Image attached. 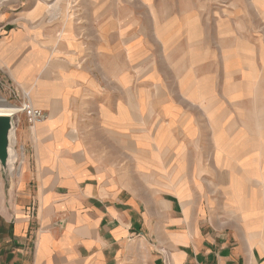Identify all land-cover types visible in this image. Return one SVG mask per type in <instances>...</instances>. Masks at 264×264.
Returning <instances> with one entry per match:
<instances>
[{"label":"crops","instance_id":"0c3cea01","mask_svg":"<svg viewBox=\"0 0 264 264\" xmlns=\"http://www.w3.org/2000/svg\"><path fill=\"white\" fill-rule=\"evenodd\" d=\"M41 10L0 33V93L44 114L0 264H264V0Z\"/></svg>","mask_w":264,"mask_h":264},{"label":"rangeland","instance_id":"374dc122","mask_svg":"<svg viewBox=\"0 0 264 264\" xmlns=\"http://www.w3.org/2000/svg\"><path fill=\"white\" fill-rule=\"evenodd\" d=\"M82 2L83 0H0V33L3 31L6 32L11 28L25 27V20L31 18L29 14L32 7H34L35 12L40 14L42 12L41 8L43 7V3L47 5L48 8H52L54 12H56V8H69L72 5H78ZM2 27L4 28L1 30ZM0 97L7 99L11 106L17 108L19 105H15L17 103L16 101H14L12 98L4 96L2 93H0ZM18 119L20 121L24 120L25 122V119L22 115H19Z\"/></svg>","mask_w":264,"mask_h":264},{"label":"water","instance_id":"95a60500","mask_svg":"<svg viewBox=\"0 0 264 264\" xmlns=\"http://www.w3.org/2000/svg\"><path fill=\"white\" fill-rule=\"evenodd\" d=\"M17 161L13 115H0V173L4 180L14 172Z\"/></svg>","mask_w":264,"mask_h":264},{"label":"built area","instance_id":"2783aa9c","mask_svg":"<svg viewBox=\"0 0 264 264\" xmlns=\"http://www.w3.org/2000/svg\"><path fill=\"white\" fill-rule=\"evenodd\" d=\"M12 115L14 119L15 128H17L20 124V120L18 119V116L22 115L25 119L26 125L31 131H33L35 127L44 120L43 112L40 109L35 108L30 103V101L28 100L25 94H24V99L21 100V103L17 106L15 113ZM18 163L19 161H17V165Z\"/></svg>","mask_w":264,"mask_h":264},{"label":"bare ground","instance_id":"6f19581e","mask_svg":"<svg viewBox=\"0 0 264 264\" xmlns=\"http://www.w3.org/2000/svg\"><path fill=\"white\" fill-rule=\"evenodd\" d=\"M0 115H11L16 111V107L11 106L7 99L0 97Z\"/></svg>","mask_w":264,"mask_h":264}]
</instances>
